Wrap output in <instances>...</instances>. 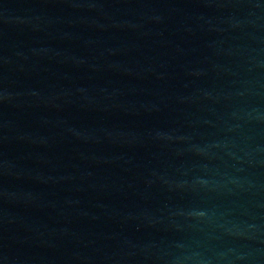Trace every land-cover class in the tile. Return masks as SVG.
<instances>
[{
  "label": "water",
  "instance_id": "1",
  "mask_svg": "<svg viewBox=\"0 0 264 264\" xmlns=\"http://www.w3.org/2000/svg\"><path fill=\"white\" fill-rule=\"evenodd\" d=\"M153 264H264V34L209 162Z\"/></svg>",
  "mask_w": 264,
  "mask_h": 264
}]
</instances>
